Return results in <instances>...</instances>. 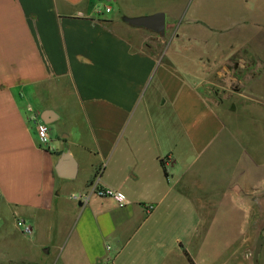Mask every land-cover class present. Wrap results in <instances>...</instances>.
I'll use <instances>...</instances> for the list:
<instances>
[{
	"label": "crops",
	"instance_id": "0c3cea01",
	"mask_svg": "<svg viewBox=\"0 0 264 264\" xmlns=\"http://www.w3.org/2000/svg\"><path fill=\"white\" fill-rule=\"evenodd\" d=\"M159 12L169 46L122 21ZM198 34L227 41L230 83H248L233 72L249 52L264 71V0H0V218L30 225L55 264H234L247 249L264 203V97H219L189 55L216 50ZM64 151L73 178L56 174ZM97 178L126 205L71 198Z\"/></svg>",
	"mask_w": 264,
	"mask_h": 264
},
{
	"label": "rangeland",
	"instance_id": "374dc122",
	"mask_svg": "<svg viewBox=\"0 0 264 264\" xmlns=\"http://www.w3.org/2000/svg\"><path fill=\"white\" fill-rule=\"evenodd\" d=\"M101 8H103L101 4ZM253 5L249 7V14L253 12ZM254 15V14H253ZM170 24V21H168ZM167 30H171V26L168 25L167 29L165 28V32L163 36H159L155 33H149L150 40L153 46L163 45L167 43L169 46L171 43H175V41H171L172 34H166ZM190 32H194L190 30ZM197 36L201 41L202 45L213 44L216 45V50L211 52L200 51L198 52V48H194V51L190 52V56L192 55H201L202 59L206 61L208 64L209 71L207 72L208 80L212 82L211 84L214 89L217 91H221L219 97H226V90L228 92V96L230 95V90H234L233 92H244L245 95L251 97L253 99H258L264 97V83L261 82V77L264 76V71L257 69L256 60L254 58L255 53L249 52L246 54V62L248 63V67L243 69H237L236 72H233V78L240 81V76L248 78L247 84L240 83H230V73H225V52L223 47L226 44V40L224 37L216 36H204L202 34H198ZM257 37L250 36L249 42L254 44ZM192 49V48H190ZM193 50V49H192ZM230 68L228 69L229 72ZM234 70V69H233ZM230 99V97H228ZM233 101L234 98H232ZM264 201V197L262 198ZM261 197L259 196V204L254 206V211L250 213V221H249V236L251 242L247 245V249H245V245H242L241 251L239 250V258L238 262H234V264H251V256L254 247L255 240L257 237L264 235V203L261 204ZM30 236L22 235L21 231L16 227H14L12 221L8 217L0 218V264H20L22 257L26 256L31 262H37L39 264H55L53 260V254L50 252L46 255H43L41 249L35 248L28 241ZM21 258V259H20ZM128 262H132V260H121V264H129ZM135 262H138L137 260ZM259 264H264V244L261 248L259 254Z\"/></svg>",
	"mask_w": 264,
	"mask_h": 264
},
{
	"label": "built area",
	"instance_id": "2783aa9c",
	"mask_svg": "<svg viewBox=\"0 0 264 264\" xmlns=\"http://www.w3.org/2000/svg\"><path fill=\"white\" fill-rule=\"evenodd\" d=\"M95 13L100 14L103 12L109 13L110 8L105 7L103 9L96 8L94 9ZM27 112L29 113V121L32 122L35 126V131L37 135V139L39 143L48 151L51 150L50 147V135H49V128L46 123L42 122L39 118V114L36 111H32L30 108L27 109ZM98 178L95 179V181L91 182L88 186L87 191L82 195H72L71 198L75 201H78L80 203H87V201L92 196L104 198L108 197L115 201L118 207L122 208L126 205V196L118 191H113L110 189H102L97 186ZM147 210H151L152 206L146 207ZM17 228L21 231L24 235H31L32 234V228L30 225L26 224L24 221L18 220L16 222Z\"/></svg>",
	"mask_w": 264,
	"mask_h": 264
},
{
	"label": "water",
	"instance_id": "95a60500",
	"mask_svg": "<svg viewBox=\"0 0 264 264\" xmlns=\"http://www.w3.org/2000/svg\"><path fill=\"white\" fill-rule=\"evenodd\" d=\"M104 1L110 2L111 0ZM122 21L130 27L144 29L159 36H163L165 32V15L161 12L142 17H123ZM41 119L43 118L41 117ZM75 170V162L68 155V152L64 151L55 167L57 176L61 178H73L75 176ZM263 244L264 235H261L255 240L251 256V264H259V254Z\"/></svg>",
	"mask_w": 264,
	"mask_h": 264
}]
</instances>
